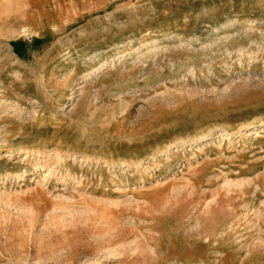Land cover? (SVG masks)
Here are the masks:
<instances>
[{
	"label": "rangeland",
	"instance_id": "obj_1",
	"mask_svg": "<svg viewBox=\"0 0 264 264\" xmlns=\"http://www.w3.org/2000/svg\"><path fill=\"white\" fill-rule=\"evenodd\" d=\"M85 262L264 264V0H0V264Z\"/></svg>",
	"mask_w": 264,
	"mask_h": 264
},
{
	"label": "bare ground",
	"instance_id": "obj_2",
	"mask_svg": "<svg viewBox=\"0 0 264 264\" xmlns=\"http://www.w3.org/2000/svg\"><path fill=\"white\" fill-rule=\"evenodd\" d=\"M107 65V63H103L98 69H101V68H103L104 66H106ZM97 70V69H96ZM128 248V247H127ZM124 249V248H123ZM106 253V252H105ZM87 261V260H86ZM86 263H88V262H85V263H83V264H86Z\"/></svg>",
	"mask_w": 264,
	"mask_h": 264
},
{
	"label": "crops",
	"instance_id": "obj_3",
	"mask_svg": "<svg viewBox=\"0 0 264 264\" xmlns=\"http://www.w3.org/2000/svg\"><path fill=\"white\" fill-rule=\"evenodd\" d=\"M111 2V1H113V0H103V2H105V3H108V2Z\"/></svg>",
	"mask_w": 264,
	"mask_h": 264
}]
</instances>
